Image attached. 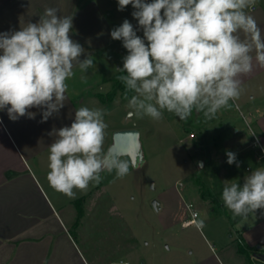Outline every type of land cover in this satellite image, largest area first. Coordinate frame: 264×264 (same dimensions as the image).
I'll use <instances>...</instances> for the list:
<instances>
[{"label":"clouds","instance_id":"1","mask_svg":"<svg viewBox=\"0 0 264 264\" xmlns=\"http://www.w3.org/2000/svg\"><path fill=\"white\" fill-rule=\"evenodd\" d=\"M118 11L131 5L128 19L110 36L122 42L127 54L116 68L124 86L129 115L154 121L172 113L182 121L193 111L213 119L241 93L242 77L264 68V32L248 9L256 0H117ZM73 17L48 7L37 22L19 30L0 32V111L11 121L34 119L41 123L59 115L67 100L66 81L74 68H94V60L71 38ZM142 31V36L138 35ZM84 56V59L81 57ZM105 109L81 106L70 126L51 130L47 181L55 191L76 198L101 173L120 179L135 167L113 148L105 149ZM226 163H237L226 150ZM221 200L234 216L264 214V167L252 169L239 181L222 188ZM203 222H200L202 226Z\"/></svg>","mask_w":264,"mask_h":264},{"label":"rangeland","instance_id":"2","mask_svg":"<svg viewBox=\"0 0 264 264\" xmlns=\"http://www.w3.org/2000/svg\"><path fill=\"white\" fill-rule=\"evenodd\" d=\"M131 23L137 25L134 19ZM138 35L142 36V31ZM126 54L118 44L117 59L122 61ZM120 74L97 94L108 113L104 148L108 149L117 132L134 129L138 138L132 149L141 153L121 156L135 165L125 177L116 179L114 172L102 173V193L96 210L86 216L85 236L92 243L103 239L101 247L108 249L124 238L131 240V253L123 259L128 264H186L196 259L197 251L210 264H218L212 247L223 264H264L255 254L264 246V214L257 210L237 219L221 200L225 181L241 183V174L247 170L246 166L226 163V150L236 154L237 162L248 148L258 150L253 147L252 124L243 121L248 117L246 110L235 104L234 110L222 108L211 120L195 111L186 121L166 111L159 121L130 116L124 86L117 79ZM236 118L239 123H234ZM234 126L245 129L244 137L226 146L224 139L235 135ZM248 156L253 157L251 152ZM189 204L193 205L191 210ZM193 211L200 213V230L196 225L182 227ZM205 223L212 226L206 228ZM241 239L250 250H256L251 257L238 252Z\"/></svg>","mask_w":264,"mask_h":264},{"label":"crops","instance_id":"3","mask_svg":"<svg viewBox=\"0 0 264 264\" xmlns=\"http://www.w3.org/2000/svg\"><path fill=\"white\" fill-rule=\"evenodd\" d=\"M48 7L59 9L60 15L73 17L71 38L84 47L86 54L92 55L94 68L86 72H81L78 66L74 68L73 77L66 81L65 106L47 122H40V110L35 108L31 109L36 113L34 119L21 117L17 121H11L6 111H0V264H128L123 259L131 253V240L124 238L114 249H108L101 247L103 239L92 243L85 236L86 216L98 207L103 182L90 184L85 192L74 190L76 198L71 199L50 187L46 177L48 146L54 139L48 133L53 127L70 126L75 109L81 106H105L97 94L102 86L111 84L119 73L116 68L123 64L117 59L118 44L122 42L111 39L110 32L124 19L131 22L132 10L128 6L118 11L117 0H0V32L19 30L28 22H37ZM247 11L264 32V0H256L255 6ZM263 94L264 68L256 67L242 77L240 96L229 102L231 110L235 104L246 110L248 117L243 121L252 124L253 147L258 148H248L249 152L239 155L237 163L247 168L241 174V184L252 169L264 164V158L258 161L256 157L264 153ZM234 123L239 120L236 118ZM233 132L234 136L224 139L226 146L243 138L245 129L234 126ZM114 143L113 139L108 149ZM250 152L252 158L248 156ZM185 222L183 228L195 225L185 226ZM197 223L200 230L198 219ZM211 226V223L205 225ZM241 245H246L242 239L238 250L241 255L251 257L256 251L249 246L247 251H242ZM211 249L218 264H223L215 247ZM196 253V259L186 264H210L202 252ZM255 254L264 260V246Z\"/></svg>","mask_w":264,"mask_h":264},{"label":"water","instance_id":"4","mask_svg":"<svg viewBox=\"0 0 264 264\" xmlns=\"http://www.w3.org/2000/svg\"><path fill=\"white\" fill-rule=\"evenodd\" d=\"M137 136L138 133L134 129L119 131L114 136L115 143L112 148L115 149L117 153L120 154L121 156L131 153V155L135 157L136 155L141 153V151L139 152V150H137V152L134 153V150L132 149L133 143L138 138ZM203 165L204 162L200 160L198 162V166L202 168ZM153 205L156 209H158L157 207L158 203L156 201L153 202Z\"/></svg>","mask_w":264,"mask_h":264},{"label":"built area","instance_id":"5","mask_svg":"<svg viewBox=\"0 0 264 264\" xmlns=\"http://www.w3.org/2000/svg\"><path fill=\"white\" fill-rule=\"evenodd\" d=\"M254 148H255V146H254ZM256 157H257L258 161H261L264 158V153L262 152V153H260V155H257ZM192 207H193V205H191V204L188 205V208L190 210H191ZM198 217H199V213L196 212V211H193L192 214H191V218L187 222H185L184 225L185 226H189L191 224L198 225V223H197Z\"/></svg>","mask_w":264,"mask_h":264},{"label":"trees","instance_id":"6","mask_svg":"<svg viewBox=\"0 0 264 264\" xmlns=\"http://www.w3.org/2000/svg\"><path fill=\"white\" fill-rule=\"evenodd\" d=\"M248 249H249V248H248L247 245H241L240 250H242V251H247Z\"/></svg>","mask_w":264,"mask_h":264}]
</instances>
